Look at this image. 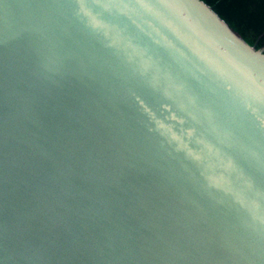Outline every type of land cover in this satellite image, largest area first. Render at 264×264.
<instances>
[{
    "label": "water",
    "instance_id": "1",
    "mask_svg": "<svg viewBox=\"0 0 264 264\" xmlns=\"http://www.w3.org/2000/svg\"><path fill=\"white\" fill-rule=\"evenodd\" d=\"M0 264H264V48L202 0H0Z\"/></svg>",
    "mask_w": 264,
    "mask_h": 264
},
{
    "label": "trees",
    "instance_id": "2",
    "mask_svg": "<svg viewBox=\"0 0 264 264\" xmlns=\"http://www.w3.org/2000/svg\"><path fill=\"white\" fill-rule=\"evenodd\" d=\"M257 49L264 48V0H202Z\"/></svg>",
    "mask_w": 264,
    "mask_h": 264
}]
</instances>
